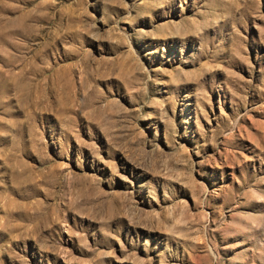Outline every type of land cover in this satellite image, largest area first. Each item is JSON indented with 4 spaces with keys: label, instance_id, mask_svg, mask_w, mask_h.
<instances>
[{
    "label": "rangeland",
    "instance_id": "374dc122",
    "mask_svg": "<svg viewBox=\"0 0 264 264\" xmlns=\"http://www.w3.org/2000/svg\"><path fill=\"white\" fill-rule=\"evenodd\" d=\"M0 264H264V0H0Z\"/></svg>",
    "mask_w": 264,
    "mask_h": 264
}]
</instances>
